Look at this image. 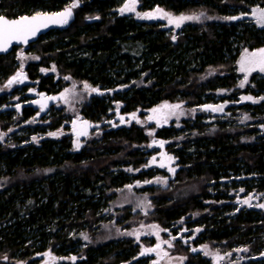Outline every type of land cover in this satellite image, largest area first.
<instances>
[{
	"label": "trees",
	"instance_id": "trees-1",
	"mask_svg": "<svg viewBox=\"0 0 264 264\" xmlns=\"http://www.w3.org/2000/svg\"><path fill=\"white\" fill-rule=\"evenodd\" d=\"M68 1L0 0V16L57 11ZM130 1L76 0V17L68 28L50 30L27 45L28 51L42 57L28 66L30 78L37 82L32 93L40 98L43 91L56 93L65 85L62 79L55 81L53 74L38 72L39 65L53 62L62 74L87 81L101 92L93 91L84 106L82 114L88 120L107 117L109 96L122 103V112L163 100H186L205 112V104L211 109L217 106V95L230 106L252 108L251 116L247 120L231 117L232 113L212 118L197 114L184 121V128H159L156 136L169 139L167 148L181 165L166 184L157 180L160 176L152 169L135 171L153 152L139 146L148 135L137 124L105 127L77 151L72 150L71 135L35 143L25 142L24 134L15 136L13 144L0 142V178H8L0 188V264L19 260L36 264L43 257L56 256L68 258L57 264H149L147 257L133 260L140 246L130 237L105 241L96 232L108 219L105 209L116 190L133 178L139 190L155 194L156 209L150 215L163 227L190 215L189 225L204 227L197 244L226 241L224 249L249 245L241 264H264V208L245 204L236 211L231 208L236 199L231 190L242 187L241 197L255 198L262 192L264 197V123L251 119L263 110L240 103L238 97L242 92L264 93V74L253 76V87L239 89L235 70L244 48L264 46V24L252 14L264 9V0H134L135 13L121 12ZM156 5L176 14L202 10L214 19L188 23L173 32L159 21L137 17ZM237 16L242 18L229 19ZM17 47L0 55V81L15 70ZM217 67L223 71L200 80ZM142 79L145 84H134ZM118 87L123 88L107 93ZM6 100L0 95V107ZM36 112L33 106H25L22 119ZM4 119L0 117V123L6 128L10 117ZM61 122L55 115L50 128ZM43 131L36 128L29 133ZM174 183L181 189L174 191ZM177 249L187 253L183 245ZM185 264L208 262L192 250Z\"/></svg>",
	"mask_w": 264,
	"mask_h": 264
},
{
	"label": "rangeland",
	"instance_id": "rangeland-1",
	"mask_svg": "<svg viewBox=\"0 0 264 264\" xmlns=\"http://www.w3.org/2000/svg\"><path fill=\"white\" fill-rule=\"evenodd\" d=\"M75 2L76 0H69L67 5ZM127 2L128 0H126V3ZM128 4H132L134 7V11L128 12L135 13V2L130 1ZM157 9H161L164 13H169L174 17L192 14L199 15L201 13H203V15L199 20L185 21L177 27L175 24L169 23L166 16L157 13ZM145 13L153 14V18L145 17ZM137 17L141 20L159 21L164 25V28L171 29L173 32L178 31L188 23H199L214 19L213 16L202 10L176 14L159 5L154 6L152 9L140 11ZM260 49H264V46L255 49L244 48L242 50L235 66L237 80H239L237 82V87H239V89H244L246 85L253 87L254 85L251 81L253 76L264 74V71H261L259 67H255L250 73L240 71L242 60H244L245 57L252 59L250 54ZM34 57H39V59H34ZM41 58V55L34 51H28L26 46H18L15 49L16 68L11 74L0 81V95L5 96L7 99L0 107V117L4 116V120L10 117L9 125L6 128H3L0 123V136H2L0 142H10L13 144L15 136L19 138L24 134L26 135L25 142L35 143H39L46 138L60 139L62 136L71 135L73 142L72 150L77 151L80 150L89 139L100 135L105 127L109 129L137 124L143 127L145 133L148 135V141L139 146L144 150H151L153 152L143 165L144 167L141 166L135 169V171L142 168L147 170L152 169L160 176L157 180L161 184H166L168 180L175 178L177 170L181 165L177 163V158L174 153L167 148L170 142L169 139L156 136V132L159 128L164 126L184 128L186 126L184 121L197 114H204L206 118H212L214 115L221 116L223 113H232L231 117L236 116L237 118L247 120L251 116L252 108H236L230 106L228 104L229 102H227V104L221 102L220 97L217 95L214 97L216 101L214 104L217 105L216 107H222L223 110L213 111L211 107H209L210 105L205 104V112L200 111L199 106H190L186 100L175 102L163 100L152 107H140L131 112H122V103L115 101L109 96L107 100H110L111 108L108 111L107 117L101 121L88 120L82 112L84 106L93 96L92 85L84 80H76L70 74H62L53 62L49 63L47 66L39 65L38 72L44 75L53 74L55 81L62 79L65 85L56 93L42 92L43 97H56V99H52L47 107H45L42 102H38L39 97L37 94L32 93V89L36 90L37 88V82L32 79L29 83L25 81L23 83H13L11 87H5L9 79L15 76L17 72L21 71V68L23 71H26L27 76L30 78L28 69L29 64L31 62L40 61ZM53 67L55 69L54 71L52 70ZM41 69L46 71H41ZM222 71L223 69L218 67L210 68L200 80H206ZM245 75H247V81L244 86L241 87V81L244 80ZM134 84L142 85L145 83L142 79L137 80ZM85 85H88V87H85ZM119 88L123 87L107 90V93L112 94ZM238 97L240 103H250L260 106L263 113L256 114L257 116H252L251 119L264 123V99H261V97H264V93L242 92ZM243 97H252L253 99L244 100L242 99ZM230 100H235V96ZM221 104L223 106H221ZM17 105H19V107H17ZM165 105H167V107H164ZM175 105H179V107H173ZM25 106H33L37 110L36 114L28 119H22ZM153 109H157L158 111L154 112ZM245 109H247V111ZM55 115L59 118L61 117L62 122L59 127L52 129L49 124L52 122ZM84 122L86 123L84 124ZM36 128L37 130L45 131L29 133ZM51 133H55L56 135H50ZM33 137L36 139L34 140ZM77 143L80 145L79 148L76 147ZM161 164L164 166L161 167ZM160 170L163 172L159 173ZM7 181L8 178H0V188L7 184ZM135 183L136 179L133 178L131 184L119 188L114 193L113 199L105 209V215L108 219L101 222L97 227L96 232L99 239L108 241L130 237L140 246L139 252L133 260L140 257H147L149 264H154V262H157V264H185L190 258L191 251L194 249L197 250V253H199L208 264H241L243 262L247 253L250 251L249 245L234 244L232 248L224 249L223 246L226 241L217 243L199 242V244H197L196 239L198 240L199 234L204 230V227L199 224L189 225V221L192 220L188 218L190 215H184L170 226L163 227L155 217L150 215V212L156 209L152 202V198L156 197L155 194L139 190L140 187L136 186ZM172 185L175 187L174 191H176V189H181L178 183ZM196 188L197 187L194 186V189ZM237 190L241 191L231 190V195L234 194L233 196L236 197V199L234 198V200L231 201V208L233 210H238L240 206L245 204L243 203L245 200L249 201V204L245 205H255L257 209L261 208L258 205H263V192L260 196L258 195L254 198L249 194L241 197L240 194L244 190L242 187ZM156 194L158 195L159 193ZM207 202L209 201H206V203ZM135 213L137 215H134ZM130 233L135 234L132 235ZM165 241H167V243H165ZM157 245H159L157 249L159 255L157 252H145L146 249L157 248ZM180 245L186 247L187 253H178L177 248ZM244 249H247V251H243ZM142 253L144 254L142 255ZM165 253H167V255H165ZM77 258L78 257H74V260L76 261ZM67 259V257L56 256L53 259L47 260L43 257L40 259L41 261L36 264H57ZM16 264H27V261L19 260ZM119 264H130V261L121 262Z\"/></svg>",
	"mask_w": 264,
	"mask_h": 264
},
{
	"label": "snow or ice",
	"instance_id": "snow-or-ice-1",
	"mask_svg": "<svg viewBox=\"0 0 264 264\" xmlns=\"http://www.w3.org/2000/svg\"><path fill=\"white\" fill-rule=\"evenodd\" d=\"M134 2V0H133ZM77 6V3H73L69 5L68 8L64 9L62 12L53 13V14H47V13H36L35 15L31 17L22 16L19 19L15 20H8L3 16H0V50H6L7 46L13 41H22L24 43H27V40L30 36H35L36 33L39 31L41 27H47L49 23L51 24H66L68 22V19L72 15V9ZM121 12L124 11H134V7L132 4H126L124 8L120 10ZM157 13L162 14L168 18L169 23L175 24L177 27H179L183 22L185 21H196L199 20L200 17L203 15V13L196 15H180V16H172L169 13H164L163 10L157 9ZM254 16H256L259 23L264 24V9H256L252 13ZM145 17L147 18H153V14L151 13H145ZM242 16L237 17H230L229 19H241ZM175 39V37H173ZM250 57L252 59H249L248 57H245L244 60L241 62L240 71L245 73H250L254 70L255 67H259L261 71H264V49H260L257 52L251 53ZM34 59H39V57H34ZM55 70L54 67L52 69ZM41 71H46L44 69H41ZM24 77L23 69L21 68L20 72H17L15 76H13L9 81L7 82V85L5 87H11L13 83H23ZM247 81V75H245L244 80L241 81V87L244 86V84ZM85 87H88V85H85ZM92 91H97L96 89H92ZM63 95V94H62ZM49 99H56V97H50ZM244 100H252V97H243ZM261 99H264V97H261ZM19 107V105H17ZM164 107H167L165 105ZM173 107L178 108L179 105H175ZM210 107V106H209ZM213 111H222V107H214L212 108ZM153 111H158L157 109H153ZM247 118V117H246ZM50 135H56L55 133H51ZM2 138V136H0ZM35 140L36 138L33 137ZM77 148L80 147L79 143L76 145ZM155 159V158H153ZM171 159V158H169ZM164 165L161 164V167ZM150 183V181H149ZM130 187V186H129ZM245 204H249L248 200L243 201ZM261 208H264V205H258ZM134 235L135 233H130ZM84 239L87 240L88 237L85 235ZM175 239V238H173ZM167 243V241H165ZM206 247V246H205ZM159 248V245H157V248H151L146 249L145 252H157V249ZM195 251V249H194ZM239 251V250H238ZM243 251H247V249H244ZM144 253H142L143 255ZM159 255V253L157 252ZM167 255V253H165ZM6 259V258H5ZM154 264H157V262H154Z\"/></svg>",
	"mask_w": 264,
	"mask_h": 264
},
{
	"label": "water",
	"instance_id": "water-1",
	"mask_svg": "<svg viewBox=\"0 0 264 264\" xmlns=\"http://www.w3.org/2000/svg\"><path fill=\"white\" fill-rule=\"evenodd\" d=\"M68 6H65L64 8L60 9V10H57V11H37V12H34V13H31V14H25V15H21V16H17V17H9L7 15H1L3 17H5L6 19L8 20H15V19H19L20 17L22 16H27V17H31L33 15H35L36 13L40 12V13H47V14H53V13H58V12H62L64 11V9L68 8ZM75 17H76V14H75V10L74 8L72 9V15L71 17L68 19V22L66 24H51L49 23L47 27H41L39 29V31L36 33L35 36H30L27 40V43H24L22 41H17V40H13L6 48V50H0V55H3V54H7L9 52H11L13 50L14 47H17V46H27L35 41L38 40V38L47 33L48 31L50 30H53V29H66L68 28L72 23L73 21L75 20ZM96 89V93L97 94H100V91L97 89V88H94ZM43 94L41 93L40 94V98H38V102H42L44 104L45 107H47L49 105V103L52 101V99H49L48 97H43L42 96ZM86 121V120H85ZM86 122H84L85 124Z\"/></svg>",
	"mask_w": 264,
	"mask_h": 264
},
{
	"label": "flooded vegetation",
	"instance_id": "flooded-vegetation-1",
	"mask_svg": "<svg viewBox=\"0 0 264 264\" xmlns=\"http://www.w3.org/2000/svg\"><path fill=\"white\" fill-rule=\"evenodd\" d=\"M19 72H20V71H19ZM23 74H24V77H26V78L23 79V82H25V81L28 82V83L31 82V78H29V77L27 76L26 71H23ZM12 77H13V76H12ZM12 77H11V78H12ZM11 78H10V79H11Z\"/></svg>",
	"mask_w": 264,
	"mask_h": 264
}]
</instances>
